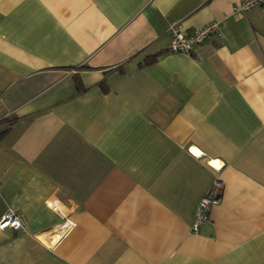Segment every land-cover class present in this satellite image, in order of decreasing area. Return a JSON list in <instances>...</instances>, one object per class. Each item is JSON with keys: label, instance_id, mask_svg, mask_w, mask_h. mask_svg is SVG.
I'll list each match as a JSON object with an SVG mask.
<instances>
[{"label": "crops", "instance_id": "crops-1", "mask_svg": "<svg viewBox=\"0 0 264 264\" xmlns=\"http://www.w3.org/2000/svg\"><path fill=\"white\" fill-rule=\"evenodd\" d=\"M240 1L0 0V217L23 224L0 264H264V19ZM178 21L223 37L172 52Z\"/></svg>", "mask_w": 264, "mask_h": 264}, {"label": "built area", "instance_id": "built-area-1", "mask_svg": "<svg viewBox=\"0 0 264 264\" xmlns=\"http://www.w3.org/2000/svg\"><path fill=\"white\" fill-rule=\"evenodd\" d=\"M253 6L260 8L264 19V0H241L239 3L233 6V11H244ZM168 30L171 35L168 50L187 54H191L197 45L206 42L212 36H217L219 38L223 37V33L219 29L216 22H210L201 27L194 28L189 32H183L181 30V24L178 21L171 23ZM215 201L216 196L214 191H209L200 197L191 225L194 231L201 222L209 219V211ZM22 226L23 224L20 215L12 209H8L0 217V229L7 227L12 229H20Z\"/></svg>", "mask_w": 264, "mask_h": 264}, {"label": "trees", "instance_id": "trees-1", "mask_svg": "<svg viewBox=\"0 0 264 264\" xmlns=\"http://www.w3.org/2000/svg\"><path fill=\"white\" fill-rule=\"evenodd\" d=\"M152 59H153V58H150L149 60L147 59L146 61L150 62ZM77 84H78V83H77ZM77 89L80 90L81 87H79V86L77 85ZM8 120H9L8 118L3 117V118L0 119V123H2V122H4V121H8Z\"/></svg>", "mask_w": 264, "mask_h": 264}, {"label": "bare ground", "instance_id": "bare-ground-1", "mask_svg": "<svg viewBox=\"0 0 264 264\" xmlns=\"http://www.w3.org/2000/svg\"><path fill=\"white\" fill-rule=\"evenodd\" d=\"M194 151H196V150L194 149Z\"/></svg>", "mask_w": 264, "mask_h": 264}]
</instances>
